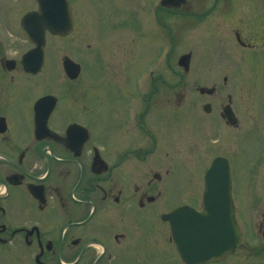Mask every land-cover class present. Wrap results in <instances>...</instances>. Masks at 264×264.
Listing matches in <instances>:
<instances>
[{
  "label": "flooded vegetation",
  "instance_id": "flooded-vegetation-1",
  "mask_svg": "<svg viewBox=\"0 0 264 264\" xmlns=\"http://www.w3.org/2000/svg\"><path fill=\"white\" fill-rule=\"evenodd\" d=\"M105 1L107 34L120 35L112 39L105 64L98 61L97 38L93 47L88 43L93 72L105 68L109 76H125L118 68L123 34L138 11L126 1ZM147 2L155 25L174 28L192 21L195 28L222 29L221 39L229 44L264 49V0ZM35 8L36 0H0V247L15 256L8 264H185L163 213L201 197L203 189L187 188L167 210L159 205L168 178L179 168H163L156 155V81L148 96L141 86L136 102L127 99L128 85L99 102L95 86L82 85L80 75L70 79L64 71V41L70 35L48 31L43 66L28 71L23 57L35 43L21 19ZM74 22L76 28L75 8ZM236 218L241 225L237 206ZM141 243L155 247L140 252ZM237 251L204 264L242 258ZM244 257L264 262V247Z\"/></svg>",
  "mask_w": 264,
  "mask_h": 264
},
{
  "label": "rangeland",
  "instance_id": "rangeland-1",
  "mask_svg": "<svg viewBox=\"0 0 264 264\" xmlns=\"http://www.w3.org/2000/svg\"><path fill=\"white\" fill-rule=\"evenodd\" d=\"M77 1L78 7L75 17L78 19V24L73 33L64 41L65 51L63 53L69 56L74 54L82 57L87 70L86 78L90 79L92 77L90 71L94 67L93 56H91L92 53L88 43H91L93 47L95 38H97V42L104 38L101 36V30L107 29V24L103 22L101 29L98 30L95 26V19L98 17L102 21L104 19L107 20L109 13H106V11L109 8L107 5L104 8L100 0ZM130 1H133L135 6L140 4L137 7L138 14L133 16L135 21L131 24L134 25V31L141 30L145 36L137 38L132 44L130 43V38H126L122 42L124 50L120 53V57L124 65H122L123 69L120 68V64L118 68L128 73L127 76H124V79L129 80L131 85H133L134 81L145 73V79L149 80L150 77L146 78L148 70L151 65H156V59H160L162 52L165 51L167 59H165L164 55L159 62L160 66L157 67L156 71L157 76L162 72V80L163 78L168 80L170 63L173 68L177 65L175 70H179L176 76L172 77L173 82H180L176 89L177 92L173 91L174 93H170L168 90H163L162 102L170 103L167 108L165 107V112L171 113V111L177 110L179 118L176 123L178 128L176 136L180 145H177L174 149L180 150H177L174 155H176L175 158L178 164L184 166V173L182 170L177 169L174 176L171 179L168 178L163 191V199L159 205L163 208L172 206L177 203L178 195L182 191L185 192L191 186L201 187V176L213 157L218 154L230 157L231 164L235 165L237 195L240 197L241 225L244 227V237L242 239L244 249H240V252L243 254L245 251V237L250 240L246 250H250L256 244V249L261 250L264 243L262 239L260 241L257 237V224L264 202V103H262L264 98L260 99L262 104L254 105V115L252 114L250 101L254 95L257 96L256 99L258 100L264 94V49L256 52L247 51L238 45L225 43L221 39L220 34L221 32L223 34V30L214 29L210 25L190 31V26L195 28L192 25V21H189L187 26L173 28V31L175 30L173 35L182 36V40L175 44V48L171 47L170 49V46H164L165 43L169 45V41L165 37L168 32L165 35L159 34V38L156 36L155 39L153 34L150 36L148 23L144 22V20H147L145 14H148L149 9L141 3V0ZM92 3L95 4L96 11L95 7H92ZM130 37H132V34ZM53 39L57 41L56 37ZM106 40L107 38L104 41ZM105 45H102L101 49H105ZM161 48L166 49L161 51ZM188 51H191L193 56L190 70L185 72L177 64V60L182 53ZM104 54L102 56L106 57ZM225 77H227L226 81L224 80ZM248 84L249 86L247 87L246 85ZM147 85H150V83L148 82ZM253 85L257 86V89ZM201 87H216V93L213 96L206 93L203 94L199 91ZM129 88L132 87L129 86ZM254 91L258 94H254ZM228 95L233 97L232 104L242 114L239 116L240 128L238 129L240 136L241 134L242 136H239L238 141L235 136L237 131H233L236 129L227 127L224 136L219 138L212 136V134L207 137L201 128L198 134L195 135L192 132L191 135L189 130L199 126V119L204 116L212 117V115H207L203 111L202 105L207 101H211L213 110L221 111L220 105L224 99H227ZM235 96L238 97L239 105L236 104ZM163 117L160 116L162 133L164 130ZM192 123L193 126L190 127ZM174 129L175 126H173L171 133H173ZM165 145L169 146L170 140L166 141ZM236 145L239 147L237 148ZM158 153L164 156V152L161 150ZM234 153L236 156L233 155ZM179 159L182 163L179 162ZM165 165L168 166L171 163L165 162ZM161 236L162 232L158 238ZM153 247H155L153 243H141L138 245L140 252L143 248L152 250ZM0 255L2 256L0 264H8L9 260L15 259L14 255L11 257L9 252H6L5 249L2 250V247H0ZM131 255L135 257V255ZM247 259L251 258L235 257L227 264H264L262 260L254 263L252 260L247 261ZM18 264L25 263L18 262ZM26 264L32 263L28 262ZM165 264H177V261L173 260Z\"/></svg>",
  "mask_w": 264,
  "mask_h": 264
},
{
  "label": "water",
  "instance_id": "water-1",
  "mask_svg": "<svg viewBox=\"0 0 264 264\" xmlns=\"http://www.w3.org/2000/svg\"><path fill=\"white\" fill-rule=\"evenodd\" d=\"M38 2L39 10L27 14L23 19L26 23H34L33 27L27 25L34 36H38L41 29V25L36 23L46 24L58 33L64 31L66 33L71 29L72 18L68 0H38ZM38 50L35 49L34 53L36 54ZM189 58V53L179 58V64L185 69H188ZM35 61L38 60L35 59ZM40 63L38 62L39 65ZM67 65L70 68L73 66L70 61H67L66 67ZM33 69H37V66ZM204 108L208 110L209 105H204ZM206 181L203 212L187 208L186 210L178 209L166 216L170 219L173 213H188V218L191 220L188 228L191 229L192 236L188 241H180L179 245L183 256L189 257L192 254L195 257L194 262L205 261L231 252L239 236L231 198V174L226 158L214 159L206 174Z\"/></svg>",
  "mask_w": 264,
  "mask_h": 264
}]
</instances>
